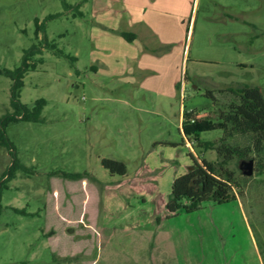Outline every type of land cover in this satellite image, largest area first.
Segmentation results:
<instances>
[{
    "label": "rangeland",
    "instance_id": "obj_1",
    "mask_svg": "<svg viewBox=\"0 0 264 264\" xmlns=\"http://www.w3.org/2000/svg\"><path fill=\"white\" fill-rule=\"evenodd\" d=\"M92 1L81 15L84 0H0V67L18 66L24 49L44 37L69 56L42 49L43 62L25 73L20 89L28 106L46 100L42 120L4 127L12 148L0 145V264H264V169L254 167L264 163V148L251 153L249 175L238 160L229 162L236 199L205 200L176 214L166 206L174 179L192 167L188 152L217 159L184 136L180 108L215 120L237 101L225 88L260 85L264 92V0H189L182 23L172 25V44H150L142 57L106 45ZM139 58L161 71L140 72ZM128 59L134 77L114 76ZM11 83L0 74V117L13 110ZM226 141L246 147L252 138L237 132ZM102 157L123 161L126 173H111ZM52 172H85L98 188V244L88 255L63 238L51 245L45 235L56 219L45 208Z\"/></svg>",
    "mask_w": 264,
    "mask_h": 264
},
{
    "label": "trees",
    "instance_id": "obj_2",
    "mask_svg": "<svg viewBox=\"0 0 264 264\" xmlns=\"http://www.w3.org/2000/svg\"><path fill=\"white\" fill-rule=\"evenodd\" d=\"M57 15L52 14L51 17ZM36 24L38 33L41 25L38 22ZM122 34L127 40H132L134 37L132 33L123 32ZM42 40L45 42L33 43L24 49L20 64L15 68L0 67V74L9 77L12 81L10 104L13 110L0 117V145H5L8 149L12 148V144L6 136L5 125L17 120L41 121V111L46 103L43 98L36 99L31 106L21 102L20 89L23 86L25 73L34 70L39 63L43 62V57L39 56L43 48H51L58 54L69 57L61 49L56 48L55 44L48 42L45 37ZM224 90H229L237 101L229 103L226 110L220 109L215 120L208 116H199L194 110L183 109L181 129L184 136L191 142L204 146V149H214L217 159L202 158L199 161L191 152H188L192 167L189 171L178 175L172 183L166 204L170 214H176L180 209L187 212L193 211L198 209L205 200L224 203L236 199L237 192L233 191V187L239 186V183L229 162L244 158L254 160L251 153H260L264 148L263 89L260 85H244ZM207 94L213 97L211 91ZM213 129H221L222 136L214 140H200V132ZM237 132L251 134V145L241 147L227 143V137ZM100 162L111 173H126V164L123 161L102 157ZM15 167L16 163L12 161L4 174L6 179L12 177V170ZM254 167L260 174L264 169V163L257 162ZM238 192L242 195L240 190ZM98 201V188L85 172L50 173L45 208L49 215L55 214L56 219L49 221L45 228V235L51 245L56 242L55 240L61 242L63 238L72 244L77 243L75 249L79 247L80 251L76 253L90 254L98 244L96 226ZM13 209L23 212V209ZM68 228L72 229L71 233H65ZM70 254L73 255L72 252Z\"/></svg>",
    "mask_w": 264,
    "mask_h": 264
},
{
    "label": "crops",
    "instance_id": "obj_3",
    "mask_svg": "<svg viewBox=\"0 0 264 264\" xmlns=\"http://www.w3.org/2000/svg\"><path fill=\"white\" fill-rule=\"evenodd\" d=\"M189 0H93L92 6L95 8V23L99 25L101 34L107 40V46H114L117 50H137L136 56L141 52V57L145 56L147 50L153 49L149 45L157 44L164 46L172 44L174 23H182L183 8ZM87 0L79 5V14L84 15L80 7L85 6ZM113 8V9H112ZM111 9L113 13H111ZM100 12L96 14V12ZM110 11V13H108ZM93 15V17H94ZM99 33L98 28L94 29ZM123 32L132 33L133 39L127 40L123 36ZM165 49V50H166ZM113 50H116L113 48ZM136 58V57H135ZM131 60L125 62V67L115 69V75L120 79L134 77L131 68ZM183 62V61H182ZM140 72L145 70H160L156 67L149 66L144 63H138ZM182 75V69L180 70ZM183 108H180L179 121L183 118ZM189 145L188 141L185 146Z\"/></svg>",
    "mask_w": 264,
    "mask_h": 264
},
{
    "label": "water",
    "instance_id": "obj_4",
    "mask_svg": "<svg viewBox=\"0 0 264 264\" xmlns=\"http://www.w3.org/2000/svg\"><path fill=\"white\" fill-rule=\"evenodd\" d=\"M238 165L243 174L253 173L254 160L252 158L239 159Z\"/></svg>",
    "mask_w": 264,
    "mask_h": 264
}]
</instances>
